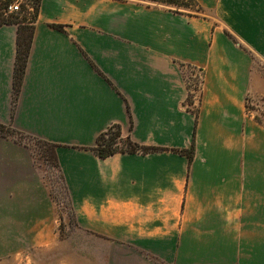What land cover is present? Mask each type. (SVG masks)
<instances>
[{"label":"crops","instance_id":"crops-1","mask_svg":"<svg viewBox=\"0 0 264 264\" xmlns=\"http://www.w3.org/2000/svg\"><path fill=\"white\" fill-rule=\"evenodd\" d=\"M193 1L40 0L14 105L17 25H0V125L53 146L87 264H264V127L246 111L264 0ZM111 125L163 150L99 158ZM54 222L29 150L0 135V238L49 246Z\"/></svg>","mask_w":264,"mask_h":264},{"label":"rangeland","instance_id":"rangeland-1","mask_svg":"<svg viewBox=\"0 0 264 264\" xmlns=\"http://www.w3.org/2000/svg\"><path fill=\"white\" fill-rule=\"evenodd\" d=\"M19 2L21 3L20 10L12 14H18L20 18H25L26 23L31 22V6L35 1L19 0ZM171 6L175 9L199 13L195 2L190 0H178ZM246 106L248 107L246 111L253 117V120L264 127V89L259 93L255 91L247 96ZM192 110L196 111V107ZM2 132L5 134L4 138L12 139L29 150L33 165L38 171L46 188L47 196L53 205L55 222L53 223L54 243L49 246L40 245L41 242L39 243L38 240L30 242L29 239L0 238V264H87L85 235L76 227L68 195L53 157L52 146L31 137L11 135L6 130ZM119 147H123V145L119 144ZM12 245L20 249L26 246V249L6 257L5 252L10 250ZM98 258L101 260L100 255Z\"/></svg>","mask_w":264,"mask_h":264},{"label":"trees","instance_id":"trees-1","mask_svg":"<svg viewBox=\"0 0 264 264\" xmlns=\"http://www.w3.org/2000/svg\"><path fill=\"white\" fill-rule=\"evenodd\" d=\"M12 1L13 0H0V25H3V24L17 25L16 53H15L14 76H13V105H14V101L18 94L19 87H20L23 74H24V69H25V65H26V61H27V57L29 53V48H30L31 41H32L33 24L37 16V11H38L40 0H34L35 2H33V6H31L32 21L29 23H26L25 18H20L18 14L14 15L12 13H9V14L4 13L6 6ZM151 1L161 2V3L164 2L169 5H173L178 0H164V1L163 0H151ZM190 1H193V0H190ZM187 71L189 72L188 73L189 75L197 72L195 69H192L189 67L186 68V71H185L186 83H187V78H188ZM199 73L201 75V83H202L201 71H199ZM187 89H188L187 105L190 106L192 104V96L189 93L188 85H187ZM246 108L248 107L246 106ZM196 111H193V112L197 114ZM4 130H6V132L8 134L10 133L11 135L13 134V135H19L20 137H26L25 135L15 132L8 126L0 125V135L3 137L5 134L2 131ZM43 143H46V142H43ZM119 144H122L123 147H119ZM91 150L99 158H107L116 153H135V152L151 153V152H156V151H160L163 149L156 148V147H145V146H140L136 143H133L129 137L123 138L121 136V130L118 125H111L97 137L96 144ZM178 152L185 155L189 162L192 161L193 145H191L189 149L187 150H180ZM53 157L55 160L54 151H53Z\"/></svg>","mask_w":264,"mask_h":264},{"label":"built area","instance_id":"built-area-1","mask_svg":"<svg viewBox=\"0 0 264 264\" xmlns=\"http://www.w3.org/2000/svg\"><path fill=\"white\" fill-rule=\"evenodd\" d=\"M20 2L19 0L17 1H13L11 3H9L6 6L5 9V14H9V13H14L20 10ZM187 85L189 87V93L192 96V104L189 106L191 108H193V106L195 105V102H198L199 97H200V92H201V75L199 73V71L195 72L194 74H188L187 75Z\"/></svg>","mask_w":264,"mask_h":264}]
</instances>
